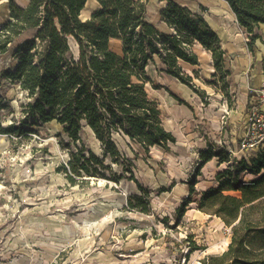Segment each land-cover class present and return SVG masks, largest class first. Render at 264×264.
I'll use <instances>...</instances> for the list:
<instances>
[{"label":"trees","instance_id":"1","mask_svg":"<svg viewBox=\"0 0 264 264\" xmlns=\"http://www.w3.org/2000/svg\"><path fill=\"white\" fill-rule=\"evenodd\" d=\"M26 1L21 6L8 0L9 19L0 27V55H12L16 62L12 71L1 70L0 78L19 83L31 101L24 120L5 126L3 112L9 104L0 96V134L23 138L35 132L29 126L59 123L69 137L68 142L60 141L69 148V161L60 171L71 186L100 178L119 182L128 174L138 182L120 140L136 144L145 153L154 147L170 150L176 144V136L164 125L158 101L149 92L153 84L150 63L158 59L163 71L190 83L192 77L181 63L199 64L193 47L200 43L212 53L213 80L228 84L231 71L225 69L227 52L220 37L202 12L174 0H167L160 12L167 33L147 20L145 0H97L99 8L87 20L81 12L88 0ZM225 1L252 45L261 37L264 0ZM113 40L120 42L119 50L112 48ZM71 41L77 44L76 54ZM86 128L99 142L100 153L84 143ZM223 154L229 153L211 148L201 151L197 175L214 157L229 163L231 156L226 160ZM108 160L113 165L106 164ZM246 174L254 178L247 181ZM216 181L217 186L199 192L193 179L188 199L178 208L182 216L196 202L200 211L221 218L230 228L227 250L203 258L201 264H264V147L249 159L235 158L217 173ZM127 204L130 210L150 211L142 196H130ZM190 246V253L200 249L192 241Z\"/></svg>","mask_w":264,"mask_h":264},{"label":"rangeland","instance_id":"2","mask_svg":"<svg viewBox=\"0 0 264 264\" xmlns=\"http://www.w3.org/2000/svg\"><path fill=\"white\" fill-rule=\"evenodd\" d=\"M16 1L21 6L28 3ZM201 2L205 7L199 12L219 14L231 25L233 12L224 0ZM155 3L149 0L150 10ZM8 19V0H0V27ZM71 43L78 53L75 41ZM111 46L119 50L117 42ZM260 58L253 69L258 65L264 70V57ZM15 62L12 55H0V75L3 69L12 71ZM183 70L188 71L186 66ZM148 74L153 80L151 97L158 101L164 125L177 142L170 150L154 147L145 153L134 143L119 141L138 182L128 174L119 182L100 178L71 186L60 171L69 161V148L60 141L68 142L69 137L55 121L29 126L36 130L23 138L0 134V264H201L203 258L227 250L231 232L221 218L200 211L196 202L182 216L178 208L188 199L193 179L199 192L217 186V173L233 162L214 157L197 175L201 151L220 148L228 153L226 141L216 142L205 133L213 129L214 107L222 104L231 110L237 98L228 84L216 83L210 74L193 72L192 81L182 83L163 71L158 59L150 63ZM259 88L249 90L247 108L251 90ZM0 96L9 104L3 112L5 126L25 119L31 99L19 83L1 77ZM223 121L222 130L231 132L228 114ZM83 141L100 153L99 142L87 128ZM237 150L236 157L232 153L223 157L243 159ZM253 178L245 176L247 181ZM135 195L149 202L148 213L127 208L128 198ZM190 241L200 249L190 253Z\"/></svg>","mask_w":264,"mask_h":264},{"label":"crops","instance_id":"3","mask_svg":"<svg viewBox=\"0 0 264 264\" xmlns=\"http://www.w3.org/2000/svg\"><path fill=\"white\" fill-rule=\"evenodd\" d=\"M145 1H147V20L150 23L154 24L159 31L163 33L169 32L167 24L161 19L160 15V12L168 3L167 0H154L156 3L151 9L152 11L149 8V0ZM174 1L196 12H199V10L201 11V7H205L204 3H202L201 0ZM225 2L227 4L226 6H229L228 2ZM98 8L99 2L97 0H88L85 8L81 12V16L83 15V13L87 14V16L83 20L89 19ZM229 8L231 9L230 6ZM202 13L206 17L210 26L220 37L222 47L227 52L225 58V69L231 71V75L228 77L227 81L228 85L231 88V93L235 95V98H237L235 108H232L231 110L226 109V106L222 104H219L220 107L218 105L214 107L215 109L212 111L211 115L213 121V129L209 128V131H207L205 134L212 136L211 138L216 142H220L221 140L226 141L225 144L226 146H228V149L226 148L227 152L229 154H234V156L236 157V149H238L237 151L240 153L244 152L243 150H241L239 143L242 141V138L245 134L244 127L246 119L248 117L247 103L249 99V90L251 89V87L259 88L264 85L263 67H259L258 65H256L255 69L252 68L254 61L259 62V60L261 59L260 57H264V24H261L258 30V33L261 35V37L257 39L252 44V46H250V35L245 32V30L239 25L234 12L232 13L233 21L231 25L225 24L223 18H218L219 14L215 15V13H211L210 15V13H204L203 11ZM113 42L117 41L113 40ZM193 51L198 55L199 64H191L183 61L181 65L182 67H187V74L190 75V73L199 72L204 75L210 74L213 78L216 69L212 53L205 49L200 43L194 45ZM250 69L251 72H249ZM241 74L243 76L240 77V80H238V77ZM252 77H254V79ZM227 110L229 111L227 112ZM226 114H228L229 116V127L231 132L227 130L224 132V130H222L224 115ZM186 116H189L188 113H186ZM204 117H206V115H204ZM214 150L217 149L214 148ZM251 151L254 153V155L257 153L256 150ZM230 159H232L231 161H233V156L230 157Z\"/></svg>","mask_w":264,"mask_h":264},{"label":"built area","instance_id":"4","mask_svg":"<svg viewBox=\"0 0 264 264\" xmlns=\"http://www.w3.org/2000/svg\"><path fill=\"white\" fill-rule=\"evenodd\" d=\"M251 92L241 147L245 152L242 158L246 159L251 156V150L258 151L264 145V85Z\"/></svg>","mask_w":264,"mask_h":264},{"label":"bare ground","instance_id":"5","mask_svg":"<svg viewBox=\"0 0 264 264\" xmlns=\"http://www.w3.org/2000/svg\"><path fill=\"white\" fill-rule=\"evenodd\" d=\"M87 16V14L83 13V19ZM113 42V41H112ZM118 42V41H117ZM118 45L120 47V42H118Z\"/></svg>","mask_w":264,"mask_h":264},{"label":"water","instance_id":"6","mask_svg":"<svg viewBox=\"0 0 264 264\" xmlns=\"http://www.w3.org/2000/svg\"><path fill=\"white\" fill-rule=\"evenodd\" d=\"M87 20V19H86Z\"/></svg>","mask_w":264,"mask_h":264}]
</instances>
